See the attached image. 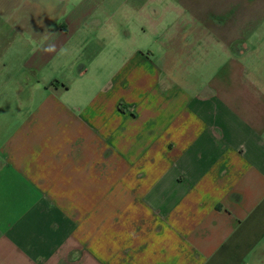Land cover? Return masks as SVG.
Listing matches in <instances>:
<instances>
[{"label": "crops", "instance_id": "0c3cea01", "mask_svg": "<svg viewBox=\"0 0 264 264\" xmlns=\"http://www.w3.org/2000/svg\"><path fill=\"white\" fill-rule=\"evenodd\" d=\"M107 1L0 0V264H264V76L231 15Z\"/></svg>", "mask_w": 264, "mask_h": 264}, {"label": "rangeland", "instance_id": "374dc122", "mask_svg": "<svg viewBox=\"0 0 264 264\" xmlns=\"http://www.w3.org/2000/svg\"><path fill=\"white\" fill-rule=\"evenodd\" d=\"M54 4H61L66 6L65 0H55ZM64 1V2H63ZM149 0H108L106 6L102 8L106 9L108 13L115 12L118 16H129L131 19L134 18L135 22L132 23L139 24L140 19L137 17V8L142 5V12L147 13L152 10L149 8ZM20 5V1H17ZM46 1V7L47 3ZM148 2V3H147ZM32 0H29V4H32ZM53 2H51L52 4ZM160 2L157 1L158 10L161 9ZM68 4V3H67ZM201 5L200 13L203 14L201 19L190 16L189 14H180L181 16L173 15V20L176 19L175 25L184 27H195L201 26L202 24L209 26H217L215 24L216 17L213 18V11L217 13L218 5L220 14H230L231 16H221L219 19L222 25L220 31L223 36L222 41H234L231 40L235 37L241 38L235 40L238 43V47L242 46L246 49L244 53L245 60L250 61L255 68H258L261 74L264 76V0H203L200 1ZM152 6V4H151ZM180 7V6H179ZM18 9V7H14ZM48 8V7H47ZM181 9L177 14L181 13ZM175 14V12H174ZM4 17L0 16V28L5 27ZM142 22V21H141ZM225 25V26H224ZM238 30L234 35V27ZM242 30V32H239ZM191 34H189L190 36ZM205 37V41L201 40L203 43H214L213 40L218 38L213 33H208L202 35ZM191 42L197 41L195 34L190 37Z\"/></svg>", "mask_w": 264, "mask_h": 264}]
</instances>
